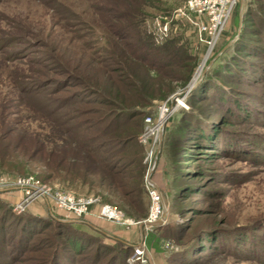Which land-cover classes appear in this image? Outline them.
Instances as JSON below:
<instances>
[{
	"label": "rangeland",
	"instance_id": "rangeland-1",
	"mask_svg": "<svg viewBox=\"0 0 264 264\" xmlns=\"http://www.w3.org/2000/svg\"><path fill=\"white\" fill-rule=\"evenodd\" d=\"M186 1L0 0V178L44 191H0V264H154L147 249L136 259L133 246L81 224L138 241L153 185L166 218L143 237L161 248L157 264H264V83L251 76L264 68V0H238L212 46L175 17ZM160 16L171 32L157 43ZM153 46L155 67L140 60ZM75 136L97 138L98 156L135 194L110 189L92 163L85 174L78 150L61 144ZM197 142L206 147L191 149ZM186 150L215 155L205 163ZM57 194L96 202L77 220ZM103 206L131 225L102 218ZM74 233L85 238L77 249Z\"/></svg>",
	"mask_w": 264,
	"mask_h": 264
},
{
	"label": "built area",
	"instance_id": "built-area-1",
	"mask_svg": "<svg viewBox=\"0 0 264 264\" xmlns=\"http://www.w3.org/2000/svg\"><path fill=\"white\" fill-rule=\"evenodd\" d=\"M237 3L238 0H187L183 9L177 10L175 17L189 24L205 39L209 46H212L220 38ZM169 26L168 17L160 16L152 22L151 33L157 43L168 39L171 32ZM13 187L24 190L27 196L36 195L40 198L44 196V191L33 179L9 183L4 178H0V191ZM152 187L153 189L149 193L152 205L147 222L154 224L161 221L165 209L159 189L154 185ZM55 202L58 207L72 213L77 220H80L89 213L90 207L95 204L96 200L93 198L76 199L69 194H57ZM100 216L118 224L125 222L122 221V213L111 206H103ZM125 223L131 225V222L126 221ZM166 247H169L168 243ZM145 253L144 245L134 247V258L144 261Z\"/></svg>",
	"mask_w": 264,
	"mask_h": 264
},
{
	"label": "trees",
	"instance_id": "trees-1",
	"mask_svg": "<svg viewBox=\"0 0 264 264\" xmlns=\"http://www.w3.org/2000/svg\"><path fill=\"white\" fill-rule=\"evenodd\" d=\"M259 16H257L258 18ZM260 20V22L262 24H264V18L261 16L258 18ZM151 45V43L149 44V46ZM239 46H236L235 47V50L236 48L238 49ZM141 51H145V56H140V60L142 61L143 59H148L149 60V66H151L152 64V67H155L156 64L153 63V58H149V57H152V55H156V54H159L158 53V48L157 47H148V50H143V48L141 47L140 48ZM138 50V49H137ZM144 62V60L142 61ZM156 63H158V61H156ZM260 72V75L257 73V72H252V77H254V82L255 84L257 83H264V68L262 67L261 70L259 71ZM127 77H130L129 75H127ZM262 80V81H261ZM121 118H118L117 121H120ZM198 132H199V135L201 137V140L205 138V140H207L206 143L208 144H211L212 141H214L213 139L215 138V133L212 135V136H209L207 137L206 136V133L204 132L203 133V130L201 129H198ZM216 134H217V131H216ZM64 139L65 138V135H63ZM209 139V140H208ZM67 143H69L71 146H73L75 149L78 150L79 152V155L82 157V160L84 163H86V171L84 170L85 174H87V169L90 167L91 164H87L88 163H92L93 166L92 167H97L95 169H98L100 175H101V178L103 181H105L106 183H108V187L110 189H115L117 190V192H121L123 197L124 198H129L130 196L134 195L136 190H129V186L126 184V180H127V176L124 175L121 171L114 169L107 161V159H102L101 157L98 156V153L96 151V149H98L99 147V144H98V139L97 138H83V137H70L67 140H64V141H61V144L63 146L65 145H68ZM193 145H196L194 147H192L191 149H194L195 147H199V149H202L201 147L205 146L206 144L205 143H200V142H197ZM206 147V146H205ZM186 153L189 154V155H193V157H188V156H185V158L187 159H190V160H193V159H198L201 160V159H204L203 161L205 163H211L212 160H213V156L215 155V153H200V152H190L188 150H186ZM82 162V161H81ZM194 173L196 174V178L199 177L197 175H205L207 172H205L203 169H197L196 171H194ZM192 179V178H191ZM194 183V181H191ZM197 184V187L195 190L196 192L198 191H203L205 188L204 186L205 185H201L200 183H195ZM200 184V185H199ZM193 190L191 189H188V192H192ZM195 193V192H194ZM132 203V202H131ZM56 226L58 227H74L75 230H77V226L75 223H70V222H63V221H60V220H57V222H55ZM77 232V231H76ZM205 233V232H203ZM202 233V234H203ZM200 234V235H202ZM74 235H76V238H77V241L72 243V246L71 248L73 249H77V247L82 244L84 241H85V238L83 236H77L76 233H74ZM95 238H89L88 241H93ZM95 241L91 242V244H95L94 243ZM129 247V250L132 246H128ZM100 248L104 249L105 251L107 250H110V251H113L112 249H114L113 246H107V245H102ZM128 249V248H127ZM128 250V251H129ZM209 252L208 249H203L201 250L199 253H207Z\"/></svg>",
	"mask_w": 264,
	"mask_h": 264
},
{
	"label": "crops",
	"instance_id": "crops-1",
	"mask_svg": "<svg viewBox=\"0 0 264 264\" xmlns=\"http://www.w3.org/2000/svg\"><path fill=\"white\" fill-rule=\"evenodd\" d=\"M89 217L93 218L95 217L94 215L90 214L88 215ZM87 216V217H88ZM88 217V218H89ZM88 220V219H87ZM84 220L81 222V224H86L87 226H89L90 228L92 229H95V230H98L99 232L103 233L105 236H107L108 238L110 239H114V240H118L122 243H125V244H128L129 246H133V247H136V246H140V245H144L145 248L151 253L152 255V262H154V264H157L159 262V255L162 254L163 252L160 250L161 248H159L156 240L154 239L153 236H150V237H143V229L141 230L140 227L138 228V231H139V235H140V238L138 239V241L136 242H132V239L130 237L129 234L127 233H123V235L121 236V238L119 239H116L114 238V236H112V234L110 233L109 231V227H103L101 226V224L105 225V223H102V222H92L88 220ZM92 222V223H91ZM97 223H98V226H97ZM102 227V228H101ZM158 227V226H157ZM129 235V236H128Z\"/></svg>",
	"mask_w": 264,
	"mask_h": 264
},
{
	"label": "water",
	"instance_id": "water-1",
	"mask_svg": "<svg viewBox=\"0 0 264 264\" xmlns=\"http://www.w3.org/2000/svg\"><path fill=\"white\" fill-rule=\"evenodd\" d=\"M235 40H236V38H235L233 41H231L230 44H228V46H230L232 43H234ZM228 46H227V47H228ZM165 218H166V213L164 212V215H163V217L161 218V221H160V222H158V223H154V224H151V223H149V222H143V223H140L139 227H140V229L142 230L145 226H152V227L160 226V225L163 224ZM66 222H71V221H66Z\"/></svg>",
	"mask_w": 264,
	"mask_h": 264
},
{
	"label": "bare ground",
	"instance_id": "bare-ground-1",
	"mask_svg": "<svg viewBox=\"0 0 264 264\" xmlns=\"http://www.w3.org/2000/svg\"><path fill=\"white\" fill-rule=\"evenodd\" d=\"M166 117V114H162V119H164Z\"/></svg>",
	"mask_w": 264,
	"mask_h": 264
}]
</instances>
